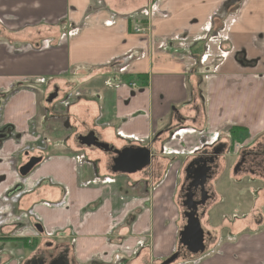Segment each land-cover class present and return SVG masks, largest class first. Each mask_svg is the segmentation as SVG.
Instances as JSON below:
<instances>
[{"label":"crops","instance_id":"1","mask_svg":"<svg viewBox=\"0 0 264 264\" xmlns=\"http://www.w3.org/2000/svg\"><path fill=\"white\" fill-rule=\"evenodd\" d=\"M231 129L244 146L264 135V0H0V264L48 243L73 264H162L185 162ZM90 132L149 148L151 165L113 173L111 154L78 143ZM237 235L173 264H264V231Z\"/></svg>","mask_w":264,"mask_h":264},{"label":"flooded vegetation","instance_id":"2","mask_svg":"<svg viewBox=\"0 0 264 264\" xmlns=\"http://www.w3.org/2000/svg\"><path fill=\"white\" fill-rule=\"evenodd\" d=\"M180 129L185 128L181 126L169 131L170 136ZM106 153L111 154L112 160L116 157L110 152ZM221 163L223 166L220 165ZM223 173H226L233 183L237 179L243 180L244 175L254 176L264 181V135L254 145L246 146L233 140L231 134L224 140L215 136L211 141H203L192 151L190 159L185 162L178 184L177 199L181 207L180 219L182 221L179 232L184 230L188 221L193 220L192 218L197 219L203 232L204 251L209 248L213 238L205 229L203 220L208 210L212 207L215 208L218 201H221L216 191L219 186L223 185L218 181ZM255 221L259 222V220ZM35 230L37 231V229ZM178 250L179 243L174 253ZM59 257L66 260L68 264H73L66 249L57 248L53 243H48L40 248L36 247L33 255L23 260L21 264H33L32 261L38 264L39 260L41 264H49Z\"/></svg>","mask_w":264,"mask_h":264},{"label":"rangeland","instance_id":"3","mask_svg":"<svg viewBox=\"0 0 264 264\" xmlns=\"http://www.w3.org/2000/svg\"><path fill=\"white\" fill-rule=\"evenodd\" d=\"M215 30V28H214ZM220 32V31H219ZM214 33V31H213ZM221 49V48H220ZM219 54V51H218ZM204 54L202 55V57ZM216 53H214V56ZM201 57V59H202ZM213 138L210 139V141ZM168 168V167H165ZM169 169V168H168ZM167 169V170H168ZM176 170L177 168H173ZM165 171V169H163ZM166 170V171H167ZM181 174H179L180 176ZM231 175V174H229ZM226 179H228L227 174L225 175ZM243 180H236L235 183L231 182L229 179L228 183L223 182L222 186L218 188L216 191L218 193V198L221 201H218L217 206L214 208H210L206 213V216L203 220V225L205 229L211 234L213 238V242L210 244L209 248L202 253V257L208 256L210 253L217 252L220 250V247L224 245V243H228V240L231 244L234 241V237L238 236L237 234H254L256 232L264 231V181L257 179L254 176L244 175ZM159 180L155 182V185H158ZM177 187H174L171 192V202L170 209L167 213L170 217V220L166 222V224H173V232L178 234L180 227L182 225L181 221V212H180V204L178 201V181H176ZM251 219L252 225L248 227L246 230L243 226V219ZM261 224L256 225L255 220H260ZM250 229V230H248ZM244 230V231H243ZM261 239V238H260ZM40 241V240H39ZM254 242V241H253ZM234 243V242H233ZM176 248L178 247V243L176 241ZM32 248L27 249L26 256L35 251L36 247L31 245ZM2 247H0V257H3V252H1ZM229 251V250H228ZM225 251L224 253H231L230 251ZM221 252V251H219ZM238 258H241V261H244V258L250 261H255L256 257L255 253H236ZM24 256V257H26ZM211 256V255H210ZM209 257V256H208ZM198 259V258H197ZM200 259V258H199ZM204 259V258H202ZM11 260H16L14 256L11 254H4V264H9ZM182 259L179 258L177 262H181ZM214 260L213 262H215ZM203 263V262H202ZM240 263L239 261L236 262ZM235 263V264H236ZM217 264H231L228 262L217 263Z\"/></svg>","mask_w":264,"mask_h":264},{"label":"water","instance_id":"4","mask_svg":"<svg viewBox=\"0 0 264 264\" xmlns=\"http://www.w3.org/2000/svg\"><path fill=\"white\" fill-rule=\"evenodd\" d=\"M57 97V88L48 95L46 102L51 103ZM79 144L85 147H94L104 152H110L116 157L112 160L113 173L120 174H134L141 172L152 163V154L147 147H124L120 150L113 149L107 144L99 142L98 138L93 132L88 133L86 136H79L77 138ZM41 157H30L28 161L18 169L20 177H26L33 169L41 162ZM203 206V205H202ZM201 206V207H202ZM188 221L187 226L183 231L178 234L179 250L168 257L162 264H173L178 258L182 260H189L199 257L204 252V238L199 221L195 218ZM38 232L42 229L39 225L35 226ZM30 263V262H28ZM36 264L35 261H32ZM40 263V260L38 261ZM49 264H68L62 257L56 258Z\"/></svg>","mask_w":264,"mask_h":264},{"label":"trees","instance_id":"5","mask_svg":"<svg viewBox=\"0 0 264 264\" xmlns=\"http://www.w3.org/2000/svg\"><path fill=\"white\" fill-rule=\"evenodd\" d=\"M218 29H215L213 28V31H217ZM234 129V128H233ZM233 129H231V137L233 140H236V131H233Z\"/></svg>","mask_w":264,"mask_h":264},{"label":"built area","instance_id":"6","mask_svg":"<svg viewBox=\"0 0 264 264\" xmlns=\"http://www.w3.org/2000/svg\"><path fill=\"white\" fill-rule=\"evenodd\" d=\"M139 32H143V30L140 28V29H136V33H139Z\"/></svg>","mask_w":264,"mask_h":264},{"label":"bare ground","instance_id":"7","mask_svg":"<svg viewBox=\"0 0 264 264\" xmlns=\"http://www.w3.org/2000/svg\"><path fill=\"white\" fill-rule=\"evenodd\" d=\"M145 170H146V169H145ZM175 251H176V249H175ZM175 251H174V252H175ZM201 256H202V254H201L199 257H197V258H200ZM197 258H192V259H197ZM178 259H179V258H178ZM176 261H177V260H176ZM176 261H175V262H176ZM183 261H184V260H183ZM175 262H174V263H175Z\"/></svg>","mask_w":264,"mask_h":264}]
</instances>
